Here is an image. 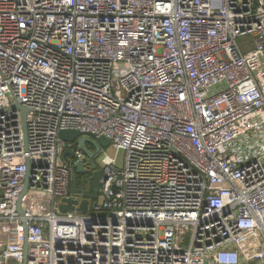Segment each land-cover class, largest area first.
Returning a JSON list of instances; mask_svg holds the SVG:
<instances>
[{
  "label": "built area",
  "instance_id": "obj_1",
  "mask_svg": "<svg viewBox=\"0 0 264 264\" xmlns=\"http://www.w3.org/2000/svg\"><path fill=\"white\" fill-rule=\"evenodd\" d=\"M65 130L124 153L85 214ZM26 240L27 264L264 261V0H0V264Z\"/></svg>",
  "mask_w": 264,
  "mask_h": 264
},
{
  "label": "water",
  "instance_id": "obj_2",
  "mask_svg": "<svg viewBox=\"0 0 264 264\" xmlns=\"http://www.w3.org/2000/svg\"><path fill=\"white\" fill-rule=\"evenodd\" d=\"M12 109H18L22 113V118H23V129H24V135H25V142L27 145V123H26V118H27V109L24 108L22 105H19L18 103L14 104L12 106ZM60 140L66 143L70 144H77L78 147L84 152V154L88 158L87 166L90 167L92 171V179L89 184V190L85 191L82 193V191L78 188V180L74 179L69 187V195L71 193H76L80 194L82 193L85 201L82 203L79 209H76V206L78 205V202L72 199H65L63 202L66 204H62L60 206V210L63 213L66 212H73V211H78L80 213L85 214L88 210V201L87 199L90 200H96L99 196L100 189H101V180L104 177V174L101 171H97V166L94 164V159L95 157L101 152L102 149L108 148L111 145V142L107 140L106 138H96L95 136L92 135H83L78 131L74 130H65L60 132L59 134ZM89 146H92L95 151H92ZM69 156L73 157V152L71 150H68L66 152L65 157L68 158ZM74 169L76 170L77 175H84L86 174L85 171V164H75ZM30 163L27 161V174H26V180H25V187H24V193L23 195L27 192L28 187H29V182H30ZM21 201L19 202V210L20 213H23L20 209ZM25 263L27 264L28 262V257H29V243L26 240L25 243ZM258 264H264V261L258 263Z\"/></svg>",
  "mask_w": 264,
  "mask_h": 264
},
{
  "label": "rangeland",
  "instance_id": "obj_3",
  "mask_svg": "<svg viewBox=\"0 0 264 264\" xmlns=\"http://www.w3.org/2000/svg\"><path fill=\"white\" fill-rule=\"evenodd\" d=\"M250 42H252V41L250 40ZM89 148L92 151H95V149L92 146H89ZM107 155L108 156H111V157H116L117 158L118 165L119 166H122V164H123V158H124V153L123 152L117 153L115 151V149L110 145L108 148L102 149L101 152L93 160L94 161V164L97 166V169H101V170L104 169L102 160ZM81 179L83 181L90 182L91 179H92V171H90L89 173H86L85 175H83L81 177ZM94 202L97 203L98 205H101L102 204V197H101V195H99V197Z\"/></svg>",
  "mask_w": 264,
  "mask_h": 264
},
{
  "label": "crops",
  "instance_id": "obj_4",
  "mask_svg": "<svg viewBox=\"0 0 264 264\" xmlns=\"http://www.w3.org/2000/svg\"><path fill=\"white\" fill-rule=\"evenodd\" d=\"M77 175V174H76ZM74 177H76V176H74Z\"/></svg>",
  "mask_w": 264,
  "mask_h": 264
}]
</instances>
